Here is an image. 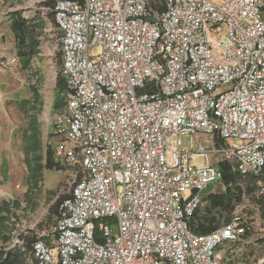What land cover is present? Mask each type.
I'll use <instances>...</instances> for the list:
<instances>
[{
  "label": "built area",
  "instance_id": "2783aa9c",
  "mask_svg": "<svg viewBox=\"0 0 264 264\" xmlns=\"http://www.w3.org/2000/svg\"><path fill=\"white\" fill-rule=\"evenodd\" d=\"M263 11L264 0L55 1L68 92L54 134L81 172L31 242L36 264H223L221 246L239 250L244 216L205 234L190 221L223 178L211 154L264 173ZM17 64L0 48L1 69Z\"/></svg>",
  "mask_w": 264,
  "mask_h": 264
},
{
  "label": "trees",
  "instance_id": "16d2710c",
  "mask_svg": "<svg viewBox=\"0 0 264 264\" xmlns=\"http://www.w3.org/2000/svg\"><path fill=\"white\" fill-rule=\"evenodd\" d=\"M56 0H47L46 7H53ZM10 28L14 34L16 55L22 68H29L34 58L40 52V36L44 30V20L40 17H25L22 11L9 13ZM53 18V13H52ZM54 22V18L52 19ZM55 23V22H54ZM32 96L20 102V109L27 120L23 129L24 162L27 168V189L23 198L3 200L0 203V264H36L30 260L32 238L20 235L23 245H8L12 239V231L16 228L21 215L35 211L39 206L42 194V182L47 170H62V166L55 161L54 152L50 146L44 148L42 132L37 114L43 106L39 100L37 90ZM68 87L59 71L56 80V95L53 102L55 112L59 111L66 102ZM223 173L220 181L221 191L211 192L203 199V204L197 209L190 221L194 233L205 234L216 229L220 221L230 216L234 210L246 199L254 204L264 217V198L257 196L258 188L264 185V173L260 176H242L235 172L226 161L217 163ZM66 196L58 198L51 206L49 215L55 218L59 215L60 205ZM249 229V226H248ZM248 232V230H247ZM34 239V238H33Z\"/></svg>",
  "mask_w": 264,
  "mask_h": 264
},
{
  "label": "rangeland",
  "instance_id": "374dc122",
  "mask_svg": "<svg viewBox=\"0 0 264 264\" xmlns=\"http://www.w3.org/2000/svg\"><path fill=\"white\" fill-rule=\"evenodd\" d=\"M19 0L17 3L23 5L25 15L30 17H41L44 20V30L40 36V52L34 58L32 65L24 69L18 65L26 86V96L29 98L33 94V90H37L39 100L43 106L37 114L38 122L42 132V140L44 148L50 146L56 158L62 166V170H47L44 174L42 182V194L40 196L39 206L33 212H27L21 215V219L17 221L16 228L12 231V239L8 245L13 246L23 241L20 235H28L36 238L40 232L47 230L55 219L49 215L52 204L60 197L69 194L70 188L73 185L76 177L78 178L81 170L78 164H70L65 160V156L59 154L58 144L54 134V119L59 111L53 109V102L56 95V80L61 67V49L59 42V33L52 21V8L45 7L43 3L47 0ZM218 1L219 0H214ZM264 17V11H263ZM26 124V123H25ZM221 155L211 154V160L214 164L221 161ZM197 161L202 163L203 160L198 158ZM27 170L24 172V185L27 189L26 180ZM2 184V182H0ZM222 189L220 182L212 183L203 194H208L214 191L220 192ZM24 193H19L14 198H23ZM262 212L254 206L248 199L243 204L238 206L230 216L222 218L230 222L235 216H244L246 218V226L249 229L246 238L251 237L260 252L264 253V217ZM225 220V221H226ZM30 260L32 258L29 256Z\"/></svg>",
  "mask_w": 264,
  "mask_h": 264
},
{
  "label": "crops",
  "instance_id": "0c3cea01",
  "mask_svg": "<svg viewBox=\"0 0 264 264\" xmlns=\"http://www.w3.org/2000/svg\"><path fill=\"white\" fill-rule=\"evenodd\" d=\"M18 1L0 0V48L6 55H16L15 38L10 28L9 13L18 10L22 11L25 17H28L25 15L23 5L17 3ZM21 3L24 1L21 0ZM18 65H20V61L13 70L0 68V182H2L0 184V203L3 200L14 199V196L19 193L26 192L25 186L23 187L24 172L27 170L23 152V129L27 120L20 109V102L28 96ZM56 141L58 144L59 141L57 139ZM56 161L58 160L56 159ZM262 186L264 185L259 188ZM208 194L203 195L205 197ZM48 229L39 234L47 232ZM245 238L244 236L240 242L239 250L234 254L227 253L226 244L219 248L218 253L223 264H239L241 262L264 264V253L258 250L257 243L251 237ZM44 239L48 243L51 242L47 237Z\"/></svg>",
  "mask_w": 264,
  "mask_h": 264
}]
</instances>
